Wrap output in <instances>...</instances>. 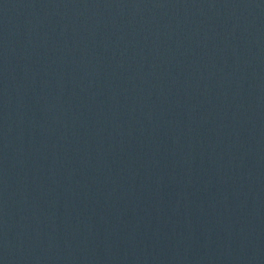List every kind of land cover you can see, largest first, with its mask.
I'll return each instance as SVG.
<instances>
[{
	"label": "water",
	"instance_id": "95a60500",
	"mask_svg": "<svg viewBox=\"0 0 264 264\" xmlns=\"http://www.w3.org/2000/svg\"><path fill=\"white\" fill-rule=\"evenodd\" d=\"M0 264H264V0H0Z\"/></svg>",
	"mask_w": 264,
	"mask_h": 264
}]
</instances>
